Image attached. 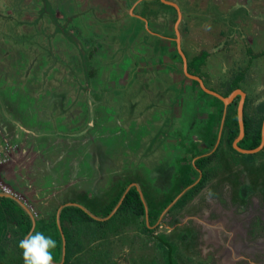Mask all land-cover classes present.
I'll return each mask as SVG.
<instances>
[{
  "label": "rangeland",
  "instance_id": "374dc122",
  "mask_svg": "<svg viewBox=\"0 0 264 264\" xmlns=\"http://www.w3.org/2000/svg\"><path fill=\"white\" fill-rule=\"evenodd\" d=\"M36 1L38 2L36 3ZM95 1L96 0L72 1L75 6L77 2L84 5H81L79 10L78 6L75 8L71 6L67 7L66 0H0L1 102L4 104L10 102L15 106L19 102V109H24L25 103L23 102L25 101H23V99H21L22 97L16 94L15 91L22 88L23 92L32 90L31 92L37 95L36 93H38V91L48 90V93L45 92L44 96L37 100L38 103H41V100L44 102V110L53 112V116L59 112L60 108L63 109L64 105L69 106V110L77 103L75 101L76 97L77 101L80 99L78 90L77 88L75 89L73 82H71L72 79H70L76 77L73 66L78 65V63H76L78 62L77 58L82 60L84 76L88 77L89 75V79H84V82L78 86L79 89L85 93L86 100H90L87 95H91V99L94 97L92 100H100L101 98L105 101L110 100L108 97L110 94L108 87H106V89L100 88L97 91L91 90L90 87L94 86L95 83L100 85L104 84V86H106L107 81L110 79L109 77L123 73L122 71L124 70H121L117 65L112 67L113 69L110 73V65H108V68L105 70V65L101 64L97 58L102 56L104 47L106 49L108 48L110 51V40H115L114 42L118 43L117 50L120 54L124 49L125 43L130 41L134 36L137 39L141 32V29H138V27L135 28L134 31H130L131 25L140 26L141 23L138 19L133 20L130 18L127 13V8H125L120 15L121 18H129L127 21L129 27L123 24H120V26H118V24L116 26L110 25V20L108 18H102L100 16V10L98 8L96 10L95 5L97 7V4L94 5ZM98 1L101 2V0ZM120 1L121 0H117V2H115V0H110V6H115L117 10L122 5ZM126 1L130 2L131 0ZM134 1L135 0H132V3ZM242 1L246 2V0ZM159 3L161 4L159 0L152 1L151 6L154 7L157 5V7L164 9V7L159 6ZM61 4H64L65 11L55 6ZM177 5L182 11L187 10L182 4L177 3ZM244 5L245 9H249L246 3H244ZM261 6L262 8L258 7V16L254 21H250V26L246 27L245 24H242L240 28V24L235 21V17H239L241 13L244 12L242 7H230V14H227L226 17L221 15L220 12H217V10L208 7V11L211 10L212 13H219V18L217 19L215 14H213V16L209 13H205L204 15L196 13L195 17L205 21L203 24L206 28L210 24L224 27L221 30H214V33L209 32L208 34V31H205L197 36L202 40L204 39L206 42L213 43L211 47L207 46L209 50L213 51L210 55V60H208L207 57L204 58L205 56H201L203 55L201 54L203 50L200 46H196L197 42L195 39L192 41V39L189 38L188 40V35L184 36V34L189 31V29L186 28L187 23L185 25L184 23L181 25V23L178 29V32L181 34L180 47L182 52L186 55L188 60L195 56L201 60L197 63V69L195 71L201 75L203 74L202 76L206 81L213 79V75H210L206 71V69L208 70V61H211V59L216 63V66L211 70L216 75L218 74L222 77L226 76L228 79H231L230 77L233 75L235 78L239 75L241 79L239 80L240 85L238 88L245 93V110L249 114L254 113L258 104H264V52L262 53V51H264L262 50L264 49V1ZM144 7H148V5L144 4ZM236 8L238 9L234 13V9ZM169 9L175 10L172 7H169ZM116 10L112 11L117 12ZM156 11L158 10L156 9ZM183 12V19H185L187 13H185V11ZM144 14H146V12H144ZM177 15L178 14L173 11L171 16L169 13H164V15L159 17H164V19L161 20L163 24H158L159 28L163 30L161 32L162 34L170 35L172 38L175 37L176 31L173 27L174 24L170 25V21L172 17L176 19ZM254 16L256 15L252 17ZM146 19H149L151 25L152 20L148 14H146ZM219 19H221V21H219ZM142 30H144V28H142ZM261 30L263 33L259 32L260 44L255 43V45L254 42L253 44L251 43L253 36H244V33L256 34L257 31ZM159 40L160 39L156 37L153 44L156 45ZM76 41H78L81 46L76 45ZM140 41L143 44L151 43L149 38H143L140 39ZM72 44L79 49L78 55L80 57L74 60V65L71 67H63V70L66 68L65 72L69 73V75H60L62 72V65L59 66L58 64H64L63 62L66 61L67 64H65L70 65L69 63L71 62L72 55H69V53L75 51V48L68 47L72 46ZM161 44L162 46H155L153 49L154 56L159 58V64L155 65L158 66V68L152 66L150 69H146L143 64H137L136 69L130 72L134 75V86L135 89L138 90V96L142 94L139 98L159 99L162 96L167 97L168 95L175 101V99L179 97L180 84L169 81L167 77L160 76V74H167L168 70L173 71V69L177 70V73L174 71L176 74H179L180 69L178 70L177 68H181L182 64L180 65L176 62V65H170L160 59V57L166 53H173L169 47H166V42H161ZM172 44L177 45L174 40H172ZM52 49L59 55H54ZM69 49L72 51H69ZM142 49L143 54L141 53V59L143 63L147 65L150 63V59L153 56H151L152 53H145V49ZM81 50H83V52ZM231 54L236 55V58L239 57V63H235L233 61L234 58L230 59ZM258 54L261 55L258 60H255L254 57ZM98 55L100 56L98 57ZM63 56L65 57L62 58ZM131 63L132 61L130 58L126 57L124 63L122 62L121 65L127 70L133 66L134 63ZM191 65L193 66L192 63ZM76 71L77 73L79 72L78 69H76ZM91 74L92 76L90 77ZM139 75H143L144 79L137 80L136 76ZM65 77L67 78L65 79ZM115 77L118 78V76ZM145 77L147 78L145 79ZM183 77H185L184 73ZM77 78H80V80L83 79V77H79V75ZM74 79L75 84L78 83V80L76 78ZM180 79L184 80L183 78ZM182 80L180 82L183 86L185 81L182 82ZM159 81H161V83L156 84L157 82L159 83ZM188 84L197 89V85L193 81L190 80ZM83 85H90L87 87L86 92L81 88ZM130 85L133 86L132 83ZM90 91H93L94 94ZM105 91H107V93H103ZM104 95H106L105 98ZM196 95L202 96L204 100L205 96L208 94L204 91L199 92L198 90ZM36 98L38 99V96H36ZM236 98L238 100V97ZM68 99H70L69 102H67ZM215 99L216 97L212 95V98H208L207 102H212V100H214L219 103L220 100ZM167 104L171 106L170 102H167ZM158 105V109H162L159 101ZM187 107L188 109H186ZM80 108L84 110L82 111V114H84L87 106H85V104H80ZM90 108L91 107H88L87 111ZM2 110L3 109L0 108V115H2L4 120H8V112ZM182 110L185 111V113L183 112V117H173L172 110L168 107V109L165 110L167 118L165 117L164 119L162 118L163 116H160L162 111L157 112L156 125L152 129L150 135L145 139L146 144L143 143L142 150L140 151V148H138L135 154L137 156H142L146 161V165L142 164L136 167L137 174L141 176L137 177L138 175L129 173L127 176L128 179H126L128 180V184L131 183V185H138V183L141 182L145 195L150 198L152 204L156 203V207H158V203H160L164 197L176 193L180 188V184H183L185 182L184 180L188 178L187 172L192 170V168L194 169L188 158L195 153H206L215 137L217 140L218 134L208 135L211 125L210 120L206 121L202 119V121H197L191 117V112H193V102L191 99L187 102L186 106H182ZM87 113H89V111ZM146 114L147 112H142L141 117H145ZM166 120H171L169 122L172 123L168 122L163 125ZM170 124V129H167ZM148 127L150 128L151 126L148 124ZM131 129L136 135L142 131V128L139 126L135 128L131 127ZM96 130L97 129H95V131ZM38 135L37 133V136ZM159 136L164 145L161 153L157 150L159 146L157 145L156 149L154 146L156 145L155 139L157 140ZM75 142L73 145L79 143ZM82 142L84 143V139ZM92 146L96 154L99 151V147L97 145ZM218 146L220 147L219 151L212 156V159L208 160L204 166L203 171L206 176L199 189L194 191L193 195L183 206L172 209L170 206L166 209V205L162 209L164 213L161 217L160 214L162 211L154 223H147L150 230L145 228L146 222L144 218L117 210L107 218L105 217L108 214L105 216L96 215L100 219H95L96 221H78L73 224V235L74 237L77 236L76 242L81 240L82 244L79 242L80 247H77V244L74 245V247L78 249L75 248V253L73 252L71 254V260L74 261L75 264H166L165 254L163 252L166 246L158 241L159 237H163L172 244V256L175 264H253L252 261L256 262V264H264V252L262 250H259L258 256L256 257L258 259L255 261L249 254L250 250H242L236 246L234 242L236 217H244V210L246 213L251 212L249 205L252 204L254 198H259L260 200V203L254 207V210L264 202V146L260 151L251 154L252 159L250 160L246 158V153L237 151L232 145L229 146L226 142L224 143V140L221 141ZM36 148L39 147L36 146ZM94 152H92L91 161L89 157H81V159L84 158L83 163L87 160L89 164L91 162L94 166V160H96L95 172L111 165V162L109 163L108 161L110 159L107 157L99 159L95 156L94 158ZM9 156L10 151H0V173L3 165L9 161ZM81 159L79 158L77 160L79 166L81 163L79 160ZM118 160L119 159H116L117 163ZM85 174L86 173H82L83 176ZM202 175L204 174L202 173L198 176L199 180L202 179ZM68 176L70 177L72 175L69 174ZM100 176H103L102 173H100ZM193 179L194 177L192 176L191 180ZM126 180L123 182L126 183ZM101 181L104 184L103 180ZM1 182L5 184L3 180H1ZM87 182L89 183V181ZM107 183L108 182H106V184ZM112 184L111 190L108 191L111 197L112 190L118 187L119 182L115 183V181H113ZM195 185L196 184H194V186ZM191 186H193L192 183L188 184L183 190L175 194L174 198L178 195L179 198L184 190ZM82 192L84 195H81L83 197L81 199L92 208L101 207L100 205L106 201L103 197L105 196V198H108L109 195L106 194L103 196L99 194L87 196V190H83ZM39 194L42 193L40 192ZM19 195L20 193L16 195L19 199L28 200L30 202V198L26 195L23 194L24 197ZM71 196L72 194H68L65 199L75 197L73 199L76 201L77 197H79L75 195ZM251 197L253 199H251ZM41 203L42 200L40 201V205L33 204L35 207L33 208L34 212L44 220L46 212ZM83 208L90 212L88 207L83 206ZM53 214L54 213L50 215L52 216ZM232 216H235V219H233L234 217L232 218ZM198 218L200 221L197 220ZM204 219L211 221V223L207 225H216L215 228L205 225L206 231L210 232V238L206 239L203 238L205 230L203 231V224L201 222V220ZM103 221L106 222L100 223ZM231 222L232 224L230 225ZM243 226L250 229L249 235H251V228L246 226L245 223H243L242 227ZM255 227L257 228L256 231H259V233L257 232L258 234H264V222L254 221L252 230L255 229ZM58 233L60 234V232ZM1 234L4 235V233L0 232V238H2ZM222 250L228 251V254L226 256L222 255ZM55 254L54 252V256ZM62 254L63 253L60 254V257H62ZM240 256L244 257V259L239 260L238 257ZM3 258L5 257L0 256V264H4L2 263L4 262L2 260ZM12 262V264H22L23 260L21 257L20 260L15 259ZM55 264L57 263L55 262Z\"/></svg>",
  "mask_w": 264,
  "mask_h": 264
},
{
  "label": "crops",
  "instance_id": "0c3cea01",
  "mask_svg": "<svg viewBox=\"0 0 264 264\" xmlns=\"http://www.w3.org/2000/svg\"><path fill=\"white\" fill-rule=\"evenodd\" d=\"M66 1H67L66 4L67 7L71 6L72 8H75L78 6L79 10H80V6L83 5L82 3L77 2L75 6V4L73 5L72 2L74 0L72 1L66 0ZM152 1H156V0H135L133 3L132 0L130 2H127L126 0H121L120 2H122V5L117 10L115 6L113 5L110 6V0H101V2L96 0L94 2V5L97 4V7L95 5L96 10L97 8L100 10L99 11L101 13L100 16L102 18L103 17L108 18L110 20V25L116 26L118 24V26H120V24H123L129 27V23H127L129 18H121L120 15L125 8H127V13L130 18H132L133 20L138 19L140 20L141 23L140 26H135L133 24L131 25L130 31H134V29L138 27V29H141V32L139 33V37L137 39L134 36L130 41L125 43V46L123 47L124 49L123 51H121L120 54L119 51L117 50L118 43L114 42L115 40L113 41L110 40V45H109L110 51L108 50V48L106 49L104 47L102 50V56L98 55V57L99 56L100 57L97 59H99L98 61L101 64L105 65V70L108 68V65H110L109 68L110 73L111 70L113 69L112 67L117 65L120 67L121 70H124L122 71L123 73H120L118 75H113V77L112 76L109 77L110 79L107 81L106 86H104V84L100 85L98 83H95L94 86L90 87L91 90H95V91H97L100 88L106 89V87H108V90H110V94L108 96L110 99L109 101H105L103 98H101L100 100H92L94 97L91 99L92 97L91 95H87V97H89L90 100H86L85 93L79 89L78 87L79 84L83 83L84 79L88 80L89 75L88 77L84 76L82 60L80 58H77L80 57L78 55L79 49H77V47H75L74 44L68 47V48H75V51L69 49V51L70 50L72 51V53H69V55H72L71 62L69 63L70 65H66L67 64L66 61L63 62L64 64L66 63L65 65L58 64L59 66L62 65V72L60 71L61 72L60 75L66 76V74L69 75V73L65 72L66 68H64L65 70H63V67L65 66L71 67L72 65H74V60L76 58L78 59L77 60L78 62H76L78 63V65L73 66L74 67L73 70L76 73V77H72L70 79H72L71 82H73V86L75 87V89L77 88L78 94L80 95V99H78L77 101V97H76L75 101L77 103L73 105L69 110H68L69 106L64 105V108L63 109L60 108L59 112L54 114V116H53V112H47L46 110H44L43 109L45 107L44 102L41 100V103H38L37 100H39V98H42L45 92L48 93V90L38 91V93H36L37 95L31 92L32 90H29L28 92H23L22 88H19V90L15 91V93L19 94L22 97L21 99L25 101L23 102L25 103L24 109H19L20 108L19 102L15 106L10 102L4 104L3 102L0 101V108L3 109L2 111H7L9 116L8 120L7 119L4 120L2 115H0V150L1 152L10 151L9 161L6 162L1 169L0 180H3L5 182V184L4 183L3 184L10 190V193H12L13 195L15 193L14 196L16 197V199L1 195L0 197L11 198L13 200L12 202L13 205L19 206V208L16 209L15 211L18 214H21V212L24 211L30 217L31 226L29 228V231L25 235H27L29 232L32 231H42L46 235L52 236L54 239L57 232H60L59 235L61 237V232L63 231L61 224L63 223L64 225H66L65 219L62 221L60 218V214L63 208L68 206H76L81 208L80 206H84V207H88V209L92 214L99 216L100 213L107 208V206L111 203V201L120 191L121 194L119 196V199H123L122 197L123 195H125L124 193L126 189H128L131 186H134L136 190L139 191L138 193H141L142 198L147 205V209H148L147 223H148V211L150 212L151 215V211L154 208H157L156 203L152 204L150 198L145 195L141 182H139L138 185H131V183L128 184V180L126 179H128L127 176L129 173L138 175L137 177L141 176L140 174H137L136 167L137 165H142V164L146 165L145 164L146 161L142 158V156L139 155L137 156L135 154L138 148H140V151L142 150L143 145L146 144L145 139L150 135L152 129L156 125L155 121L157 120L156 119L158 115L157 112L162 111L160 113V116H163L162 118L164 119L166 117L165 110L168 109L169 107L172 110L173 117H178V116L183 117V112L185 113V111L182 110V106L183 105L186 106L187 102L191 99L193 102V112H191L192 113L191 117H193L197 121H202V119H205L206 121L210 120L211 125L209 127L208 135L218 134L217 140L215 137L214 140L212 141V145L209 147V150L206 153L203 154L195 153L188 158L190 159L189 162L192 163L193 167L195 161L198 158L210 155L212 153H213L212 156H214L220 149L219 146L221 144L219 146L218 144L223 140L224 143L226 142L224 117L226 115L227 107L229 106V104L234 99L237 100L236 96L239 97V95H236L227 105L223 104L221 101H219V103L214 100H212V102L209 101L207 102V99L212 98V95H210L205 91L204 92L208 94L205 96V99L207 98L206 101L205 99L204 100L202 99V96L201 97L197 96L196 94L198 90L199 92H202L203 90L200 88L196 80L187 77V75L184 73V69L190 74L195 73L200 79H202V83L204 84L205 87H207L210 90H213L214 92L222 96H224L225 91L229 87L227 84L229 82V79L226 76L222 77L221 75L218 74L216 75L213 71H211L212 68L216 66V63L213 62L212 59L211 61H208L209 65H208V70L206 69V71L210 75H213V79L208 81H206L205 78L202 76L203 74L201 75L197 71H195L197 68L191 65L192 58L188 60L186 55H184L185 61H183L178 51L179 48L181 49L180 47L181 39L179 38V42L177 43L176 40L172 38L170 35L162 34L161 32L163 30L159 28L158 24L161 25L163 24L162 23L163 21L161 20H163L164 17L163 16L162 18L159 17L161 15H164V13H169L171 16V13H173V11L176 14H178L176 19H173L172 17L170 21V25L174 24L173 27L177 32L181 23H182L181 25H183V23L184 25L187 23L186 28L189 29V31L186 34H184V36L188 35L187 37L188 40L189 38L192 39V41L193 39H195V41L197 42L196 46H200L203 50V53L206 54L204 58L207 57L208 60H210L211 58L210 55L211 53H213V51L209 50L207 46L211 47L213 43L206 42L204 39L202 40L197 36L204 33L205 31H208V34L209 32L214 33V30L216 29L221 30L224 27H222L221 25L214 26L210 24L206 28L203 24L205 23V21L195 17L196 13L199 15H204L205 13H209L210 15L215 14L217 19L219 18V13L217 12H220L221 15H224V17H226L227 14H230L229 13L231 9L230 7H234V8L242 7L244 12L241 13L239 17H235V21H237V23L240 24L239 28L242 24H245V26L248 27L250 26V21L251 20L254 21V19L258 16L259 13L257 11L259 10V8H262L261 5L264 0L263 1L246 0V2L242 0H159V2H161V4L159 3V6L164 7V9L157 7V5H155L154 7L151 6ZM37 2L38 1H36V3ZM115 2H117V0H115ZM242 2L246 3L249 6V9L247 8L245 9L244 8L245 5ZM177 3L182 4L183 7H185L188 10V11L183 10L185 11V13H187L185 19H183L184 12L181 10L180 7H178ZM144 4L148 5V7H144ZM63 5L64 4H61L59 6L55 5V6L60 7L58 9L65 11L64 10L65 6ZM169 7H172L175 10L169 9ZM208 7L217 10V12L212 13L211 10L208 11ZM238 8L234 9V13ZM156 9L158 11H156ZM112 10H116L117 12H114ZM144 12H146V14H148L151 17L152 20L151 25L149 19H146V14H144ZM180 12L182 14H180ZM253 15L256 16L252 17ZM219 21H221V19H219ZM142 28H144V30H142ZM259 32L263 33V31L261 30V31H257L256 34L244 33L245 35L244 34L243 35L245 37L253 36L251 43L253 44L254 42V44L255 43L260 44ZM156 37L160 40L156 45H154L153 43ZM143 38H149L151 40V43L143 44L140 41V39ZM172 40H174L177 45L172 44ZM76 42H77L76 45L81 46L78 41ZM161 42L162 43L166 42L167 45L166 47H169L170 50L173 51V53H169V54L166 53L163 56H161L160 59L166 62V64L168 63L170 65H176V62L179 63L180 65L182 64L181 68L179 67L177 68L178 70L180 69L179 74H176L177 70L174 69L173 71L168 70L167 74L165 73L160 74V76L167 77L169 81H174L180 84L179 97H177L175 101H173L171 99V96L168 95L167 97L162 96L159 99L158 98L144 99L142 97L139 98V96H142V94L138 96V90H136L134 86L135 85L133 79L134 75H132V73L130 72L136 69L137 64H141V65L143 64L144 68L146 69L147 68L150 69V67L152 66L158 68V66L155 65L159 64L158 61L159 58H156V56H154L155 54L153 53V49L155 48V46H160V45L162 46ZM142 48L145 49L144 50L145 53L148 54L152 53L151 56H153L150 59V63L147 65L144 64L143 60L141 59L142 58L141 53L143 54ZM52 51L54 55L56 56L59 55L56 54L53 49ZM81 51L83 52V50ZM263 52L264 51H262V53ZM260 55L261 54H258L256 57H254L255 60H258ZM65 56H63L62 58H64ZM126 57L130 58V60L132 61L131 64L134 63L133 66H131L127 70H125V68L121 65L122 62L124 63ZM231 58H234L233 61L235 63L236 62L239 63L238 62L239 57L236 58V55L231 54L230 59ZM76 69L79 70L78 73ZM183 73L185 77H183ZM78 75L79 77L82 76L83 79L80 80V78H77ZM91 76L92 74L90 75V77ZM115 76H118V78H116ZM66 78L67 77H65V79ZM74 78L78 80L77 81L78 83L75 84ZM146 78L147 77H145V79ZM180 78H183L184 80ZM136 79L137 80L144 79V77L143 75H139L136 76ZM181 80L182 82L183 81L186 82L183 83V86L180 82ZM190 80L193 82L195 81L197 83L196 87L198 90L195 87L190 86L188 84ZM131 83L133 84V86L130 85ZM160 83L161 81H159V83L157 82L156 84H160ZM89 86L90 85L87 86L83 85V87L81 88L83 89V91L86 92L87 87ZM186 91H188L189 93ZM90 92L94 94L93 91ZM103 93H107V91ZM36 96H38V99L36 98ZM105 97L106 95H104V98ZM215 100H219V99L216 98ZM69 101L70 99H68L67 102ZM158 101L162 109H158L159 106ZM62 102L66 103L65 101ZM167 102H170L171 106H169ZM79 103L82 105L85 104L87 108L91 107L88 110L89 113H87L88 111L86 108L84 114H82V111L84 110H81ZM186 109H188V107ZM142 112H147L145 117H141ZM171 120H166L163 125L167 124ZM148 124L149 126H151L150 128L148 127ZM137 126L142 128V131L137 133L136 135L132 132L131 127L135 128ZM170 127L171 124L167 129H170ZM95 129H97L96 130L97 132L95 131ZM37 133L39 134L38 136ZM83 139H84V143L82 142ZM75 141L79 143L77 144ZM155 141H156L155 142L156 145H154L155 149L157 148L158 145L159 149L157 150L161 153L162 148H164L161 137L159 136L157 140L155 139ZM74 142L76 143V145H73ZM92 145H97L99 147V151L96 154L92 149L93 147ZM36 146L39 148H36ZM82 151L84 155L82 154ZM92 152H94V158L96 156L99 159L105 157L110 159L108 161L109 163L111 162V165L109 167H104L105 169L102 168L98 172H95L94 168L96 166V160H94L95 164L93 166V163L90 162L89 164L88 161L86 160L85 161L86 164H85V162L83 163L84 158L81 159V157H85V158L89 157V160L91 161ZM248 154H254V153H248ZM79 158L81 159L79 160V162H81L80 166L78 165V161H77ZM116 159H119L118 163ZM210 159H212V157ZM87 167L89 170L87 169ZM99 172L102 173L103 176H100ZM199 172L200 173L194 178L192 182L193 185L199 182L198 176L202 174L201 171ZM82 173H86L84 175L85 178L82 175ZM69 174H71L72 176L69 177L68 176ZM101 180H103L104 184L102 183ZM125 180L127 181L126 183L123 182ZM87 181H89V183ZM113 181H115V183L119 182V185L117 188L115 187L112 190V197H111L110 192L108 191L111 190V187L113 186L112 184ZM106 182L108 183L106 184ZM83 190H87V196H93L99 194H102L103 196L106 194L109 195L108 198L107 197L105 198V196L103 197L104 199H106V201L100 205L101 207L92 208L90 205L85 203L83 199H81L83 198L81 195H84V193L82 192ZM14 191L20 193V195L22 196L23 194L26 195L28 198H30V202L28 200L19 199L16 196L18 193ZM38 192L39 193L41 192L42 194H39ZM68 194H72V196L75 195L79 197H77L76 201L75 199H73L75 197L65 199L68 196ZM41 200H42L41 204H43L46 212L44 218V220L46 221H44L36 212H34L35 207L33 206V204L40 205ZM258 203H260V200ZM3 211H7V210L4 209L2 202H0V232L4 233V235L1 234L2 238H0V256L5 257L2 259L4 261L2 263L12 264L13 260L15 259L20 260V258L22 257V254L17 247L18 241L23 237L21 236L22 229H20L21 227L18 226L17 224H14V222L11 221L10 218H8L7 214H5ZM52 213L54 214L51 216L50 214ZM144 220H145V212H144ZM156 220L157 218L155 219V221ZM197 220L200 221L199 218ZM77 222L78 221H76V223ZM201 222L203 224L202 226L203 231L205 230L203 233V238L204 239L209 238L210 232L206 231L205 225L211 223V221L204 219L201 220ZM207 226L212 228L216 227V225L213 224ZM75 239H77V236H75ZM79 242L80 244H82L81 240ZM61 244H63L62 238H61ZM75 248L74 251H76ZM62 249L63 248L61 246V249L59 250L60 254L61 253L64 254L65 252V241H64V249H63L64 251ZM55 253H58L57 249L55 250ZM63 257L62 258L60 257L59 259L60 262L63 261L64 259Z\"/></svg>",
  "mask_w": 264,
  "mask_h": 264
},
{
  "label": "trees",
  "instance_id": "16d2710c",
  "mask_svg": "<svg viewBox=\"0 0 264 264\" xmlns=\"http://www.w3.org/2000/svg\"><path fill=\"white\" fill-rule=\"evenodd\" d=\"M202 57H204L206 54L202 53ZM199 57V56H198ZM201 61L197 57L192 58V64L194 67L197 66V63ZM195 70V68H194ZM193 70V71H194ZM228 84V88L224 93V96H226L232 89H236L239 87V80L241 79L238 76L236 78L233 76L230 77ZM195 84H197L194 81ZM236 103L237 100L234 99L229 106L227 107L226 115L224 117V129L226 133V143L230 146L234 138L238 134V123H237V117H236ZM246 106V104H245ZM264 117V104H258V106L255 108L254 113L249 114L246 112L245 107L243 110V123H244V135L243 137L238 141L237 145L244 149H252L259 145L260 139H261V124ZM213 153L207 156H203L198 158L194 163V169L189 170L187 173L188 178L184 180L185 182L183 184H180V188L178 191L172 195L164 197V199L161 201V203L158 205L157 208H154L150 212L148 211V223L152 224L155 219L158 217L162 209L172 201V199L175 197V194H177L179 191L183 190L188 184L192 183L193 180H191L192 176L195 178L201 171L204 175H202V179L199 180V182L194 186H191L184 190V192L180 195V197L174 202V204L171 206L172 208L183 206V204L190 199L193 192L197 190L201 183L203 182L205 178V172L204 166L206 165V162L212 157ZM247 159H252L251 154H246ZM184 178V177H183ZM123 191V190H122ZM121 194V191L115 196V198L111 201V203L107 206V208L100 213L99 216H105L108 214L112 207L116 204L117 200L119 199V196ZM0 202H2V205L4 206V209L7 211H3L5 214H7L8 218H10L11 221L14 222V224H17L22 229L21 236L24 237V235L29 231V228L31 226L30 217L28 214L24 211L21 212V214H18L15 210L19 208V206L13 205V200L11 198H1ZM15 204V203H14ZM16 205V204H15ZM21 211V209H20ZM117 211H125L128 213H131L135 215L136 217L144 218V204L139 196L138 191L134 186H131L127 192L125 193L120 206L118 207ZM118 213V212H117ZM60 217L62 221L65 219L66 225L63 223L62 225V232L65 237V258L62 264H75L74 261L71 260V254L74 251L73 247L75 244H77V247H80L79 241L76 242V239L73 235L74 226L73 224L76 223V221H85V220H91L93 219L82 209L76 206H68L62 209ZM43 222V220H42ZM106 221L100 222L105 223ZM145 228L147 230L149 229V226L145 225ZM55 240L58 243L57 252L56 254H60L59 250L61 249V237L59 233L57 232L55 236ZM158 241L166 246V249L163 251L165 254V261L166 264H175L174 258L172 256V247L167 240H165L163 237H159ZM78 249V248H77ZM55 254V258H56ZM56 260V259H55Z\"/></svg>",
  "mask_w": 264,
  "mask_h": 264
},
{
  "label": "water",
  "instance_id": "95a60500",
  "mask_svg": "<svg viewBox=\"0 0 264 264\" xmlns=\"http://www.w3.org/2000/svg\"><path fill=\"white\" fill-rule=\"evenodd\" d=\"M176 42L178 43L179 42V34H178V31L176 32V38H175ZM179 54L182 58L183 61H185V56H184V53L182 52V50L179 48ZM184 73L187 75L188 78H191L193 80H196L198 85L200 86V88L215 96L216 98H218L223 104L227 105L229 102H231V100L236 96V95H239V99H238V102H237V106H236V117H237V123H238V134L237 136L234 138V140L232 141V147L234 149H236L237 151L241 152V153H254L258 150H260L263 146H264V117H263V120H262V124H261V139H260V143L258 146H256L255 148H252V149H244V148H241L237 145L238 141L243 137L244 135V123H243V102H244V92L240 89V88H236V89H233L228 95L226 96H222V95H219L218 93L214 92L213 90H210L208 89L207 87L204 86V84L202 83V79H200L197 75H193V74H190L188 73L185 69H184ZM1 151V150H0ZM129 189V188H128ZM125 191V193L127 192V190ZM139 192V191H138ZM124 193V194H125ZM0 195L1 196H6V197H11V198H14L16 199V197L10 193V192H5V191H0ZM139 196L141 197L142 201H143V204H144V212H145V222H146V225L147 224V205L146 203L144 202L143 198H142V195L141 193H139ZM179 196V195H178ZM178 196L176 198H174L167 206H166V209H168L171 204H173V202L178 198ZM124 197V195H123ZM122 197V198H123ZM122 199H119L116 204L114 205V207L111 209V211L108 213V215L105 217H110V215H112L115 210L118 208L119 204L121 203ZM91 218H94V219H100L99 217H97L96 215L90 213L88 210L84 209L83 206H80ZM164 213V211H162V213L160 214V217L162 216V214ZM61 238H62V248L64 249V236L61 232ZM62 249V250H63ZM64 251V250H63ZM62 251V252H63ZM63 256V254H62Z\"/></svg>",
  "mask_w": 264,
  "mask_h": 264
},
{
  "label": "flooded vegetation",
  "instance_id": "af4514ba",
  "mask_svg": "<svg viewBox=\"0 0 264 264\" xmlns=\"http://www.w3.org/2000/svg\"><path fill=\"white\" fill-rule=\"evenodd\" d=\"M180 14H182V13L180 12ZM178 34H179L180 39H181V34L179 32H178ZM173 38L175 39L176 35ZM193 75H196V74L194 73ZM244 107H245V102H243V110H244ZM231 145H232V143H231ZM251 199H253V198L251 197ZM258 202H259V198L258 199L254 198V201L252 202V204L249 205V209H251V212L246 213L244 210V215H245L244 217H242V218L236 217V219H235V216H232V218L234 217L233 219H235V223H236L235 224L236 233H235V237H234L235 238L234 239L235 245L238 246L242 250H250L249 254L253 257V259L255 261H257V259H258L256 257L258 256L259 250H262L264 252V234L263 235L258 234L259 231H256L257 230L256 227H255V229L252 230V224L254 221L255 222H264V202L262 203V205L257 206L254 210V207L257 205L256 203H258ZM243 223H245L246 226L251 228V233H252L251 235H249V233H250L249 228H246L244 226L242 227ZM231 224H232V222L230 223V225ZM231 228H233V227H231ZM65 252H64V255H65ZM221 254L226 255V254H228V252L222 250ZM59 257H60L59 255H56V260ZM64 258H65V256H64ZM238 259L242 260V259H244V257L240 256V257H238ZM56 260H55V262L57 264H62V262L64 261L63 260L62 262H60V261H58V260L56 261ZM252 263L256 264V262H254V261H252Z\"/></svg>",
  "mask_w": 264,
  "mask_h": 264
},
{
  "label": "clouds",
  "instance_id": "9594fccd",
  "mask_svg": "<svg viewBox=\"0 0 264 264\" xmlns=\"http://www.w3.org/2000/svg\"><path fill=\"white\" fill-rule=\"evenodd\" d=\"M17 247L22 254L23 264H55L54 252L58 243L42 231L29 232L18 241Z\"/></svg>",
  "mask_w": 264,
  "mask_h": 264
},
{
  "label": "built area",
  "instance_id": "2783aa9c",
  "mask_svg": "<svg viewBox=\"0 0 264 264\" xmlns=\"http://www.w3.org/2000/svg\"><path fill=\"white\" fill-rule=\"evenodd\" d=\"M1 163V159H0ZM0 191L10 192V190L0 180Z\"/></svg>",
  "mask_w": 264,
  "mask_h": 264
},
{
  "label": "bare ground",
  "instance_id": "6f19581e",
  "mask_svg": "<svg viewBox=\"0 0 264 264\" xmlns=\"http://www.w3.org/2000/svg\"><path fill=\"white\" fill-rule=\"evenodd\" d=\"M210 238V237H209ZM237 242V241H236ZM240 244V243H239Z\"/></svg>",
  "mask_w": 264,
  "mask_h": 264
}]
</instances>
